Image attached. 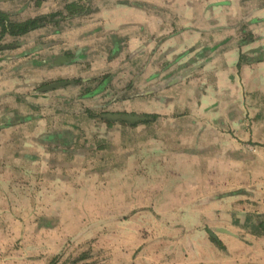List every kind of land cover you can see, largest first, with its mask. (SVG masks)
<instances>
[{"label": "crops", "instance_id": "crops-1", "mask_svg": "<svg viewBox=\"0 0 264 264\" xmlns=\"http://www.w3.org/2000/svg\"><path fill=\"white\" fill-rule=\"evenodd\" d=\"M79 1L65 0L66 4ZM86 1L96 6L68 22L63 32L52 26L33 31L25 35L16 53L0 52V170L13 155L18 169L44 164V178L51 182L63 178L55 168H70L67 155L74 150L58 135L69 130L60 129L63 122L56 113L55 120L41 113L57 108L46 103L47 97L62 92L67 96L64 91L71 87L40 92L41 98L35 95L40 99L35 107L44 111L36 110L30 117L22 116L24 108H15L8 100L21 101L45 82L78 78L70 71L95 61L104 73L113 72L116 83H131L130 90L120 94L128 95L125 101L115 99L116 113L151 116L147 123L129 124L136 137L140 131L147 142V154L142 156L146 167L128 173L120 170L119 187L108 193H114L113 203L96 208L148 212L146 222L135 214L115 224L118 229H131L114 234V264L158 262L154 244L166 243L163 252L174 241L181 244L183 255L186 243H193L197 258L219 252L217 245L222 244L233 257L241 252L248 264H264V0ZM58 2L24 0L13 11H20L15 18L22 22L58 11ZM58 33L68 37L63 45L56 44L65 40ZM43 35L51 38L46 41ZM62 54H69L72 62L55 65ZM127 68H133L131 74H126ZM29 121L37 123L36 134L25 140V132L23 136L20 131ZM104 121H100L104 131L121 129V122ZM86 152L90 149L85 147L81 153L86 156ZM58 154L66 161H57ZM126 178L131 180L129 187ZM7 179L0 175V204L11 202V194L29 203V208L18 206V211L36 210L31 202L43 194L24 188L10 191ZM67 183L66 194H73L72 184ZM67 204L66 211L74 210ZM9 208L2 206L8 212ZM81 209L89 210L90 204ZM170 211L178 212L177 217L161 213ZM18 220V226L27 223ZM30 221L42 225L38 215ZM152 227L161 228L160 234ZM144 228L145 234H139ZM170 228H178V234L171 235ZM141 248V255L132 260Z\"/></svg>", "mask_w": 264, "mask_h": 264}, {"label": "rangeland", "instance_id": "rangeland-1", "mask_svg": "<svg viewBox=\"0 0 264 264\" xmlns=\"http://www.w3.org/2000/svg\"><path fill=\"white\" fill-rule=\"evenodd\" d=\"M8 1L11 0H0V12L5 11L7 14L5 17L9 21L18 22L15 15H18L20 11L14 12L13 10L22 5L21 2L24 0H17L14 5L7 4ZM75 3L66 4L65 0H59L57 4V7H59L58 11L50 13L46 22L43 21L41 23L40 29L52 26L59 32H63L69 25L68 22L84 14L83 10L86 4L81 1ZM46 6L53 7L49 3H46ZM94 6L96 5L91 4L88 12L92 11L90 8ZM51 14H56V17H50ZM72 15L74 17H71ZM46 30V32H49V29ZM29 33L16 36L10 34L2 35L0 28V47L7 46L2 51L11 54L16 53L18 48L22 46V39L26 38L25 35ZM58 35L65 40L57 41L56 44L63 45L68 37L60 33ZM43 38L48 41L51 36L43 35ZM28 40V44L32 46L33 41L31 39ZM15 56L17 55H13L11 58ZM62 61L65 62L63 65L72 62L67 58L60 60V62ZM82 65L74 68V71H70L71 74H78L79 76L78 78L75 76L71 78L73 87L64 91L68 93L67 96H62L63 92L59 94L54 92V94L59 95H54L57 98L53 97L50 99L51 97H47L46 103L57 106L51 112L49 110L44 111L41 106L35 107L38 104L35 102L40 100L39 97H42V92L40 93L41 87L50 82L37 85L35 92L32 91L24 95L26 98L21 97V101L8 100L13 107L24 108L26 114L22 116L25 117L36 115V110L40 114L42 109L44 112L41 114H44L47 119L55 120L53 113H56V115L61 117L62 120L60 121L63 122L58 124L61 126L60 129L69 130L75 138L73 142H70L74 153L67 155V162L71 164V167L67 168V170L65 168H55L58 176H61V174L65 176L58 178V181L51 182L44 178L42 173L45 169L44 164H26L23 168H16V158L13 155L7 158V165L4 164L2 166L0 175L7 176L10 191L16 188H24L32 189L34 192H39L43 195L34 198L31 202L36 207V210L18 211V206L29 208V203L23 204L21 202L23 197L11 196V194L9 195L11 202L0 204V241H4L0 242V264H114V248L116 245L114 234L117 231L119 232V230L124 232V230L131 229L129 227L118 229L115 224L119 223V219L127 220L130 215L135 214L139 216L140 220L142 219L141 221H147L146 215H148V212L146 211L119 212L116 210L96 209L101 203H113L114 193L110 195L108 193L110 191L114 192L115 188L119 187L117 174H119L120 170L128 173L131 168L136 170L140 167H146L145 159L142 156L147 154V142H145V138L139 136L140 131H138V137H136V131L134 129L131 131V126L125 121L110 120L107 116V114L115 113L118 108L115 106V99L119 101L118 103L125 101L128 95L120 97V94L127 91L126 88L129 83L118 84L113 80L114 78L100 82L108 74L104 73L95 61H91L90 64L86 61ZM125 71L127 75L131 74L133 68H127ZM112 73L109 74L112 75ZM46 94H50V92ZM35 95L39 97H35ZM116 96L117 98H115ZM41 102L45 101L42 100ZM42 106H45V109L48 107L46 105ZM4 107L10 111L14 110L7 105H4ZM104 119L107 122L116 123L114 125L121 122V129L117 128L118 130H114L109 128L110 130L104 131V124L100 123V121L105 122ZM34 121H29L32 123L27 122L26 127L25 125L21 127L22 130L20 132L23 136L25 132V140L33 138V134H36L37 123ZM104 133L106 134L105 136H103ZM141 133L144 136L145 130ZM66 145L68 146V144ZM85 147L86 151L87 148L90 149V152H86V156L81 153L82 150H85ZM54 158L57 161L65 160L59 154L55 155ZM7 168L8 171L6 170ZM130 181V179L126 178L125 187L130 186ZM64 182H68L67 185L72 184L73 194H66ZM67 190H69V186ZM47 192H50V196L44 194ZM124 198H127V194L122 195V199ZM38 199H41V201L39 202ZM50 199L53 202L50 203ZM66 203H68V206L72 205L74 210L66 211ZM84 204H90V209H81ZM6 205L10 207L9 212L2 209V206ZM161 213L169 218L173 215L177 217L178 214V212L172 211L169 212V215H166V212ZM191 214L193 213L191 212ZM36 215H38V221L42 224L40 226H34L30 221L34 220ZM18 218L25 219L27 221L26 225L18 226ZM6 222L9 225L6 226ZM154 222L159 221L155 220ZM152 228L153 231L158 230V234H160L161 228ZM148 230L151 229L148 228ZM145 231V228L140 229L139 234L143 235ZM178 232V228H170L171 235H176ZM7 237H9V241L5 242ZM165 244H154L155 248L158 249L155 254L158 262L156 260L147 262L143 259L141 264H178L181 262L185 264H248V261L243 260L241 257V252L237 254L238 257H233L228 254L226 247L217 244V247L220 248L219 252L212 250L208 254L203 253L202 258L200 256L197 258V254H194L193 243L183 245L184 255L179 252L181 244L179 245L177 241L168 243L162 252ZM135 253H133L135 256L131 258L134 261L139 254L141 255L142 248ZM179 259L180 262H178Z\"/></svg>", "mask_w": 264, "mask_h": 264}, {"label": "trees", "instance_id": "trees-1", "mask_svg": "<svg viewBox=\"0 0 264 264\" xmlns=\"http://www.w3.org/2000/svg\"><path fill=\"white\" fill-rule=\"evenodd\" d=\"M54 15H51L50 17H53ZM49 16H41V17H37L34 19H29L27 21L18 23V22H12V21H8V19H6L5 14L2 13L0 15V23L2 25V35H5L6 33H9L12 36H16V35H20V34H26L34 29H37L38 27H40L44 22H46V19ZM113 116H119L122 117L120 120L121 121H125L126 123L132 124V125H136V124H140V123H147L150 121L149 118H151L150 115H127V114H112ZM220 246H222V244H218Z\"/></svg>", "mask_w": 264, "mask_h": 264}, {"label": "flooded vegetation", "instance_id": "flooded-vegetation-1", "mask_svg": "<svg viewBox=\"0 0 264 264\" xmlns=\"http://www.w3.org/2000/svg\"><path fill=\"white\" fill-rule=\"evenodd\" d=\"M81 2L82 3H84V4H86V7H85V9L83 10V13L84 14H89V12H88V10H89V7H90V4H89V1H86V0H81ZM71 4V3H70ZM72 4H76V3H72ZM90 9H92V7L90 8ZM2 13H4L5 14V16L7 15L5 12H0V15L2 14ZM77 13H79V12H77ZM83 14V15H84ZM51 15H54L53 17H56V14H51ZM38 17H40V16H38ZM71 17H74V15H72ZM78 17V16H77ZM35 18H37V17H35ZM6 19H7V17H6ZM31 19H34V18H31ZM29 20V19H28ZM8 21H9V19H8ZM11 21V20H10ZM27 21V20H26ZM14 22V21H13ZM41 27V26H40ZM40 27H38L37 29H34V30H32V32L33 31H37V30H40ZM0 28H1V31H2V25H1V23H0ZM31 32V31H30ZM57 32H59L58 30H57ZM29 33V32H28ZM7 34H9V33H6L5 35H7ZM9 47H13L12 45H8ZM5 47H7V46H2V47H0V52L2 51V49H5ZM118 53V51L116 52V54ZM69 59L70 60V58H71V56L69 55V54H65V59ZM64 60V59H63ZM63 64H65V62L64 61H62L59 65H63ZM109 73H111V72H107V76H105L104 77V79L103 80H101L100 82H105V81H107V80H109V79H113V74L111 75V74H109ZM78 82H79V80H77ZM71 82H73L71 79H59V80H57V81H55V82H53V83H57V84H62V83H67V85H62V86H60L59 88H65V87H73L72 85H71ZM51 85H53L52 83H49V84H47V85H45V86H43V87H41V89H40V92H42V93H47V92H49V91H55L57 88H50V89H48ZM130 87H131V83H129V85L127 86V88H126V90L128 91V90H130ZM35 92V91H34ZM113 115L114 114H127V115H136V114H131V113H127V112H123V113H112ZM143 115H146V114H143ZM143 115H140V116H143ZM107 116H110V115H108L107 114ZM111 120V119H110ZM119 121H121L120 119H119ZM122 122V121H121ZM129 124V123H128ZM130 125H132V124H130Z\"/></svg>", "mask_w": 264, "mask_h": 264}, {"label": "bare ground", "instance_id": "bare-ground-1", "mask_svg": "<svg viewBox=\"0 0 264 264\" xmlns=\"http://www.w3.org/2000/svg\"><path fill=\"white\" fill-rule=\"evenodd\" d=\"M48 16L50 15V14H47ZM47 15H41V16H47ZM40 16V17H41ZM63 59H65V54L63 55H61V56H59L58 58H57V61H60V60H63ZM61 62H56V65H59ZM53 82H55V81H51L50 83H52L53 85H56L57 83H53ZM63 85H67V83H62ZM119 84V83H118ZM60 87V86H59ZM58 87V88H59ZM120 87V86H119ZM116 120H119V119H116ZM115 121V120H114ZM58 137H59V139H61L62 141H66V142H73V140H74V138H75V136L72 134V132H70V131H68V134L66 135H62V134H60L59 133V135H58ZM50 142H52V140H50ZM53 142H54V140H53ZM229 233L231 232V231H228ZM242 234V233H241ZM188 246V245H187ZM190 247V246H189Z\"/></svg>", "mask_w": 264, "mask_h": 264}, {"label": "water", "instance_id": "water-1", "mask_svg": "<svg viewBox=\"0 0 264 264\" xmlns=\"http://www.w3.org/2000/svg\"><path fill=\"white\" fill-rule=\"evenodd\" d=\"M63 84H56V85H51L48 89H50V88H58L59 86H62ZM110 119H112V120H116V119H121L122 117H119V116H108Z\"/></svg>", "mask_w": 264, "mask_h": 264}]
</instances>
